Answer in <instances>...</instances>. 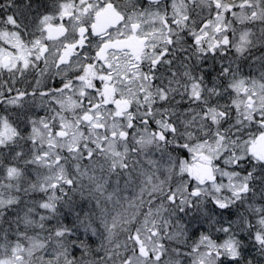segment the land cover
I'll use <instances>...</instances> for the list:
<instances>
[{"label":"snow or ice","instance_id":"1","mask_svg":"<svg viewBox=\"0 0 264 264\" xmlns=\"http://www.w3.org/2000/svg\"><path fill=\"white\" fill-rule=\"evenodd\" d=\"M0 264H264V0H0Z\"/></svg>","mask_w":264,"mask_h":264}]
</instances>
